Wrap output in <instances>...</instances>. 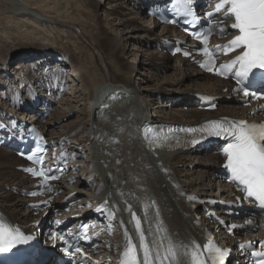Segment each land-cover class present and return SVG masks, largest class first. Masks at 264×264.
Listing matches in <instances>:
<instances>
[{
	"label": "bare ground",
	"instance_id": "6f19581e",
	"mask_svg": "<svg viewBox=\"0 0 264 264\" xmlns=\"http://www.w3.org/2000/svg\"><path fill=\"white\" fill-rule=\"evenodd\" d=\"M132 2L0 0V118L6 110L19 113L45 96L58 102L43 129L52 146L71 153L79 171L70 189L58 185L64 192L60 199L75 196L87 214L103 207L117 214L113 238L103 240L104 260H114L136 244L156 264H197L206 225L196 221L199 212L187 197L214 195L217 157L149 150L141 128L154 119L197 126L221 116L243 117L245 111L237 105H224L215 113L198 111V100L186 96L227 98L221 93L226 83L192 70L185 61L173 64L177 58L158 52L161 38L177 34L164 27L157 33L156 23L143 21L141 1L137 9ZM74 21L84 25L72 43L76 49L56 47L61 40L55 28L71 30ZM91 37L107 47V55ZM151 47L156 51L147 49ZM166 69L172 72L157 74ZM21 165V159L0 149V218L28 224L35 220L23 210L25 201L7 191L27 184L16 171Z\"/></svg>",
	"mask_w": 264,
	"mask_h": 264
},
{
	"label": "rangeland",
	"instance_id": "374dc122",
	"mask_svg": "<svg viewBox=\"0 0 264 264\" xmlns=\"http://www.w3.org/2000/svg\"><path fill=\"white\" fill-rule=\"evenodd\" d=\"M96 1H99V0H95V2ZM74 15V14H73ZM146 15H144V13H143V21L144 22H148L147 21V19H146V17H145ZM75 18L78 20V17H76L75 16ZM72 22V21H71ZM75 23H73L74 24V27H72V29L71 30H67V28H64V29H58V28H55L56 30V33L57 34H60L59 35V38H60V40H61V42H59V44H56V47H58V48H60V49H63V50H66V49H68V47H69V49L70 50H72V48H74V50L76 49V47L75 46H73V45H75L74 44V41L77 39V35L76 34H78L77 32H75L76 30H75V28H83L84 27V25L82 24V23H80V21L79 22H76V21H74ZM95 23V22H94ZM76 24V25H75ZM96 24V23H95ZM99 24V23H98ZM97 25V24H96ZM145 25H146V23H145ZM147 25H148V23H147ZM97 27L99 28V31L102 33H105V30H104V28H102V26H101V24H100V26H98L97 25ZM160 30H161V28H157L156 29V32L157 33H159L160 32ZM81 31V30H80ZM92 39H94L93 37H91ZM63 40V41H62ZM91 41V40H90ZM70 43V44H69ZM72 43H73V45H72ZM91 43L92 44H94L95 45V47L97 48V49H101V51L105 54V55H107V47H105V46H102V45H100V44H97V40L96 39H94V42L93 41H91ZM21 48V47H20ZM19 48V49H20ZM19 49H17V50H19ZM149 51H154L155 50V48L154 47H151V48H147ZM156 51V50H155ZM158 52H160V51H158ZM128 58L130 59V57L128 56ZM172 63L173 64H176L177 62H176V60L174 59V60H172ZM165 68H166V66H164ZM169 67H170V65H169ZM173 67L171 66V69H172ZM104 69L107 71V69L104 67ZM172 72V70H161V71H157V74L159 75H161V76H164V75H168V74H170ZM65 75V78L66 77H68L67 75H66V73L64 74ZM161 76H159V77H161ZM139 76H135L133 79H134V82L135 83H137V85H139V83H140V81H139ZM70 86H71V84H69ZM57 104H58V102H57ZM56 104V106H55V108L57 109V107L59 106V105H57ZM184 112H187V111H185V110H183ZM149 113H152V110L151 111H149ZM15 196V195H14ZM15 197H17V196H15Z\"/></svg>",
	"mask_w": 264,
	"mask_h": 264
}]
</instances>
